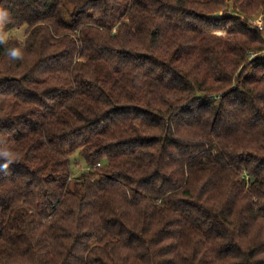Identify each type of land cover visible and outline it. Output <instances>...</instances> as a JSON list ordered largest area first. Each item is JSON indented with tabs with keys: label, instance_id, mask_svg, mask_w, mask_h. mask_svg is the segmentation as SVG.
Listing matches in <instances>:
<instances>
[{
	"label": "trees",
	"instance_id": "16d2710c",
	"mask_svg": "<svg viewBox=\"0 0 264 264\" xmlns=\"http://www.w3.org/2000/svg\"><path fill=\"white\" fill-rule=\"evenodd\" d=\"M0 6V264H264V0Z\"/></svg>",
	"mask_w": 264,
	"mask_h": 264
},
{
	"label": "clouds",
	"instance_id": "9594fccd",
	"mask_svg": "<svg viewBox=\"0 0 264 264\" xmlns=\"http://www.w3.org/2000/svg\"><path fill=\"white\" fill-rule=\"evenodd\" d=\"M11 21V13L6 8L0 6V45H7L9 34L4 30V25ZM6 55L10 61H20L24 59V50L21 47H10L6 50ZM0 171H7L9 167L17 161V153L9 146L6 139H0Z\"/></svg>",
	"mask_w": 264,
	"mask_h": 264
},
{
	"label": "rangeland",
	"instance_id": "374dc122",
	"mask_svg": "<svg viewBox=\"0 0 264 264\" xmlns=\"http://www.w3.org/2000/svg\"><path fill=\"white\" fill-rule=\"evenodd\" d=\"M225 15V14H224ZM223 13H222V17H224ZM260 19L262 18H256V19H253V23L255 24V22L259 21ZM9 35L17 38L18 40L20 41H23L24 40V37H25V29H20V30H13L9 33ZM83 169V168H82ZM81 168H79L77 170L78 171H81L82 170Z\"/></svg>",
	"mask_w": 264,
	"mask_h": 264
},
{
	"label": "built area",
	"instance_id": "2783aa9c",
	"mask_svg": "<svg viewBox=\"0 0 264 264\" xmlns=\"http://www.w3.org/2000/svg\"><path fill=\"white\" fill-rule=\"evenodd\" d=\"M255 24L259 27L260 30L264 31V21L260 19L259 21L255 22Z\"/></svg>",
	"mask_w": 264,
	"mask_h": 264
},
{
	"label": "water",
	"instance_id": "95a60500",
	"mask_svg": "<svg viewBox=\"0 0 264 264\" xmlns=\"http://www.w3.org/2000/svg\"><path fill=\"white\" fill-rule=\"evenodd\" d=\"M211 19H220L222 17V13L221 12H218V13H215L211 16H209Z\"/></svg>",
	"mask_w": 264,
	"mask_h": 264
}]
</instances>
